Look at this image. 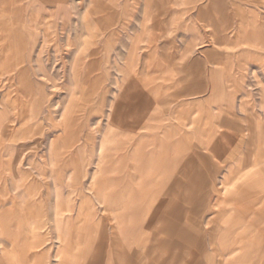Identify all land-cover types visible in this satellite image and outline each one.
Here are the masks:
<instances>
[{"label": "rangeland", "instance_id": "374dc122", "mask_svg": "<svg viewBox=\"0 0 264 264\" xmlns=\"http://www.w3.org/2000/svg\"><path fill=\"white\" fill-rule=\"evenodd\" d=\"M152 1L137 0L132 6L131 0H103L101 5L95 0L91 6L90 0H4L8 21L6 32L0 31V54L6 51L8 67L0 104L12 102L4 92L21 89L27 94L13 103L34 102V117L8 124L6 107L0 106V112L6 110L0 114V264H217L219 254L222 264H264V187L257 193L259 204L251 205V196L244 201L249 209L240 214L237 227L247 232L248 244L235 257L228 255L234 239L225 238V232L236 216L231 213L215 233L216 251L206 227L208 219L224 216L225 204L213 214L224 195L221 183L228 165L250 154V142H233L220 160L199 146L195 133L203 109L220 113L221 97L231 101L241 126L254 132L264 127V0H179L157 15L161 20L170 14L166 37L154 28ZM56 7L67 11L65 23ZM87 7L90 14L99 10V25L91 21L97 16L85 13ZM49 9L55 13V32L44 31L41 37L30 17L44 21ZM247 18L248 26L242 22ZM242 31L245 41L230 48ZM212 89L215 99H210ZM126 116L149 127L154 146L162 139L156 128L165 126L166 161L151 187L162 188L173 178L181 179L185 189L167 223L162 222L167 199L152 200L149 215L133 223L135 231L119 237L112 230L119 225L113 211L117 205L107 202L112 212H106L98 196L104 187L106 196L117 188L107 180L116 176L109 172L116 165L109 148L121 137L118 130L104 144L105 171L96 174V167L110 119ZM10 132H18L20 139L7 140ZM244 160L250 166L239 181L264 182V171L255 174L250 158ZM17 161L20 170L7 173L5 162ZM92 178L99 185L90 188ZM158 181L163 184L157 186ZM157 203L161 206L154 209ZM177 211L178 229L186 231L192 223L200 229L190 231V240L164 233Z\"/></svg>", "mask_w": 264, "mask_h": 264}, {"label": "crops", "instance_id": "0c3cea01", "mask_svg": "<svg viewBox=\"0 0 264 264\" xmlns=\"http://www.w3.org/2000/svg\"><path fill=\"white\" fill-rule=\"evenodd\" d=\"M94 1L95 0H90L91 6H95L93 5L95 3ZM215 1L221 3L220 1ZM96 2L97 5H101V3H103V0H96ZM3 3L4 0H0V25L2 24L0 26V31L6 32L4 26L7 23L8 19L5 16L4 11L2 10ZM131 3L132 6H135V4H137V0H131ZM178 3L179 0H154L149 7L150 13L154 17V19H157V23L155 24L154 28L162 37H166L169 33L168 26L170 21V14L169 12H165L161 20L157 18V15L159 14L160 9L169 10L170 8L176 6ZM56 9L61 13V19L62 21L64 20L63 22L65 23V20H67L68 17L67 11H63V9H60L58 7H56ZM93 12V14H90V7H87L85 11L87 15L97 16L96 19L94 17L91 19V21L95 22L96 20V24L99 25L101 21V18L99 17V10H95ZM54 15V11L49 9V12L46 16L52 19H45V16L44 21L40 22L37 21L35 19V16L32 15L30 17V26L35 29H40L41 37L43 36L44 31L55 32L51 25ZM250 21V18L242 20V22L246 23V26L249 25ZM84 22H86V20H84ZM205 28H210V25L206 24ZM244 37L245 34L243 33V31L240 34L237 33L235 40L230 42L228 46L231 48L236 46V44L243 43L245 41ZM168 46L170 45L167 42L166 47ZM0 62L7 64V66H0V87H3V75L5 74L8 67L7 58ZM38 62L40 63L39 60ZM214 89L211 90L210 99L216 98ZM20 90L21 89L11 88L3 94L10 95L13 102L18 95L23 93L20 92ZM201 91H203V89ZM222 94L224 95L225 93L222 92ZM220 99H222V104H220L221 107L219 109L220 113L213 114L204 109L200 112L198 119L195 122V124L197 125V127H195V133L200 138L199 146L203 150L211 153L214 158L220 160L226 157L225 154L227 153L229 146H232L233 142H237L239 144L247 141V143L250 142L251 144L250 146L248 145L247 150L248 152L251 151L249 152V155L243 153V158L238 159L234 166L228 165L229 174L221 183L220 188L221 191L224 192V195L223 198H221L216 204L213 214L215 215L218 212L219 205L225 204V206H228V208L226 209L224 216L221 217L220 221H217L215 219H208L206 222L207 232L212 237L210 246L216 251V243L214 240L215 233L219 232L222 229L224 225L223 223L231 216V213L236 216V224H234L235 226L232 225L231 228L229 227V229H227L225 232V238H230V240L231 238L234 239L233 241H230L231 244L228 255L229 257H235V255L243 251L245 245L248 244V242L246 243V240L248 238L247 232L239 231L240 227H237V222L240 221V214L247 213L249 209V207H247L246 205V202L244 201L248 196H251V198L253 199L251 205L259 204L257 193L261 190V188L263 189L264 187V182L250 181L248 178H246L245 181H239L241 180L239 176L250 166V163L247 162V160H244L246 158H250V160L252 161V167L258 169L255 174L259 176L261 174L263 175L262 172L264 171V160L260 161L259 159H264V146L262 147L261 145L262 138V142L264 145V127H259L258 125V129L254 132V130H252L251 128L241 126L237 114H235L234 110L230 107L232 106L231 101L223 99L222 97ZM12 102H3L0 104V106L6 107V110L9 114L8 117L4 120V122L6 123H8L9 120H12L13 122L16 119L19 120V108L18 106H11ZM262 104L264 106V99L262 100ZM240 106L242 110H245L247 101H241ZM3 107H1L2 111L0 112V114L6 111ZM161 112L162 111L160 110V113ZM217 114L221 115V120H219L220 118H218L219 116ZM252 116L258 118V114L252 113ZM131 118V116H126V118L118 117L110 119L108 131L105 132L100 143V154L96 167V174L105 171V169L103 168L104 160L106 158L105 154L103 153L105 147L104 144L110 139V132L113 129L118 130L117 133L120 132L121 137L117 138V140L115 141V145L112 148H109V150L113 153L114 163L116 164L115 166H111L109 172H113L114 174H116V176L115 178L107 180V182H110V184L112 183L111 185H115L117 188L113 193L106 196V188L104 187L102 189L103 192H100L99 190L98 196H100V201L102 204H104V211L106 212H110L112 210L108 205L109 202L114 201L115 205H117L113 211L116 212V217L118 219L119 225L121 224V227H118L119 225L117 227L114 226L112 230L119 237L122 234H124V236H128L135 231L136 228L133 223L139 220L140 216L145 217L149 215L152 209V206H150L149 203L152 200L156 201L160 200L161 198L167 199L166 202H163V204L161 202V204L164 205L165 208L162 214V222L164 221L165 223H167L169 221L168 217L170 216V214L176 210V207H174V205L177 203L176 201L178 197H182L180 194L181 191L185 189V186L182 184L181 179L178 180L173 178L167 180V182L164 181L165 184H163V182L161 181H158L157 186L163 184L162 188H157L155 190L151 187V184L154 182V175L158 173V169H160V167H162L161 165H163L166 161V154L164 152L165 146L163 144V134L165 131V126L162 124L159 125L158 128H156V136L162 139L158 140L157 145L154 146L152 143H150V139L153 138L154 134L151 133L149 127L147 125H143L142 123H140L141 126H139L138 123H135L134 120H131ZM182 121L183 123L185 122L187 126H190L193 123L186 117H183ZM123 129H127V131L124 132L125 130ZM140 130L147 132L143 134L139 132L137 133V131ZM254 134L255 138L253 139L252 137H254ZM6 137L9 141H13L14 139L18 140L20 139V134L18 132H10ZM4 168L7 173L16 171V169L20 170V161H17L14 164L5 162ZM26 175H22V178L26 179ZM96 184L98 183L95 182V178H92V182H90L89 187L91 188L92 186L93 188ZM33 199L36 201L38 200V198ZM261 202H264V199H262L260 203ZM159 203H157L154 209H157L161 206V204ZM230 205L238 206L236 208H231ZM180 215L181 211H177L175 217L172 218L164 233H175L181 238L190 240L192 239V233L190 231H197L200 229L195 223L189 224L187 227L188 230L186 231L178 229L177 225L181 221ZM12 229L14 231L18 230L19 224L15 223L12 226ZM24 230L26 231V227L24 228ZM201 243L202 242L200 240L199 245H201ZM218 257L219 259L217 260V264H222L225 260L222 259V256L220 254L218 255ZM231 263L232 262L230 260H227V262H225V264Z\"/></svg>", "mask_w": 264, "mask_h": 264}, {"label": "bare ground", "instance_id": "6f19581e", "mask_svg": "<svg viewBox=\"0 0 264 264\" xmlns=\"http://www.w3.org/2000/svg\"><path fill=\"white\" fill-rule=\"evenodd\" d=\"M101 3V2H99ZM94 5V4H93ZM136 5V4H135ZM46 19V18H45ZM6 21V20H5ZM3 23V22H2ZM50 23V22H49ZM96 24V23H95ZM2 25V24H1ZM0 25V26H1ZM46 34V33H45ZM46 37V36H45ZM8 44V43H7ZM74 44V43H73ZM7 47V46H6ZM7 49V48H6ZM8 54V53H7ZM6 51L4 50L3 52H1L0 54V61L2 60H5L6 57ZM4 62V61H3ZM0 66H7V64L5 63H1L0 62ZM77 66V65H76ZM87 66V64H86ZM86 68V67H84ZM24 94H27L26 91H23ZM18 103L14 105V103L12 102L11 106H18V110H19V113H18V117H19V121L21 123H25L29 120H32L33 117H34V112H33V109H32V106L34 104V102H28L27 99L25 100H22V99H18ZM8 123H13L12 120H9ZM14 133V132H13ZM26 133V132H25Z\"/></svg>", "mask_w": 264, "mask_h": 264}]
</instances>
